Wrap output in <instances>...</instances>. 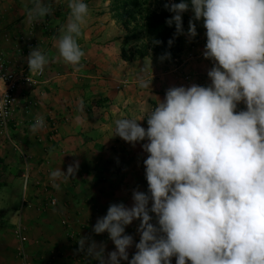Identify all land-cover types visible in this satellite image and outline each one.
Masks as SVG:
<instances>
[{
    "label": "clouds",
    "instance_id": "1",
    "mask_svg": "<svg viewBox=\"0 0 264 264\" xmlns=\"http://www.w3.org/2000/svg\"><path fill=\"white\" fill-rule=\"evenodd\" d=\"M32 5V18L53 12L52 0H32ZM68 7L58 54L80 65L85 51L78 38L89 5L68 0ZM165 8L174 14L167 25L176 28L170 46L180 35H198L193 20L185 33V12L191 9L194 20L202 21L207 37L203 56L213 62L211 83L169 88L147 115V128L138 123L145 117L115 121L114 135L133 146L142 143L148 154L143 161L148 191H134L132 207L112 204L98 219L93 231L107 232L116 251L105 258L104 245L92 241L85 249L83 237L79 250L99 264H172V257L176 264H264V0H180ZM49 62L39 47L27 56L30 73H43ZM149 68L152 61L144 64L141 88L152 84ZM241 103L246 110L237 111ZM44 127L41 116L31 125L34 132ZM78 170L77 161L67 172L51 171L53 186L59 189L55 181L74 177ZM134 220L140 221L141 238L129 260L134 241L125 229Z\"/></svg>",
    "mask_w": 264,
    "mask_h": 264
},
{
    "label": "crops",
    "instance_id": "2",
    "mask_svg": "<svg viewBox=\"0 0 264 264\" xmlns=\"http://www.w3.org/2000/svg\"><path fill=\"white\" fill-rule=\"evenodd\" d=\"M52 2L51 15L32 18V0H0V55L9 67L28 70L27 56L35 47L50 61L41 83L18 90L11 123L13 143L0 145V264H19L15 233L19 224L26 228L31 264H99L86 250H79L82 237L87 238L85 249L92 241L104 245L105 258L116 251L108 235L96 234L93 229L110 205L132 207L133 192L148 191L143 163L148 154L142 143L133 146L114 135L115 121L145 117L138 123L147 128V115L165 99L169 88L211 83L208 71L213 62L203 56L206 29L202 21L194 20L191 9L183 14L184 30L187 33L193 20L198 35L192 39L182 36L178 61L152 54L126 60V32L115 17L111 0H84L90 14L78 43L85 56L80 65H71L58 54L60 30L70 18L68 0ZM192 45H196L194 51ZM151 61L147 78L152 84L141 88L144 64ZM240 110H246V105L239 104ZM37 116L44 118L45 127L34 132L31 125ZM77 161L75 176L55 181L59 189L54 187L50 172L58 168L67 172ZM26 166L31 179L24 193ZM52 199L57 200L55 208L50 205ZM150 214L158 226L156 215ZM139 224L134 220L125 229L134 241L128 249L129 260L141 238Z\"/></svg>",
    "mask_w": 264,
    "mask_h": 264
},
{
    "label": "trees",
    "instance_id": "3",
    "mask_svg": "<svg viewBox=\"0 0 264 264\" xmlns=\"http://www.w3.org/2000/svg\"><path fill=\"white\" fill-rule=\"evenodd\" d=\"M148 0H111L112 9L115 17L120 21L136 20V15L142 16V34L148 37L150 44H145L142 49L130 52L127 50L128 42L131 40H140L141 32H133L131 35L125 37L123 46V57L126 60L135 58L142 59L152 56H164L170 53V58L175 59L179 57L182 50V36L175 37L174 43L170 46L168 41L174 38L176 32L175 25L171 27L167 25L166 20L171 18L174 14L165 8V4L179 3L180 0H154V5L149 8H144ZM144 9V10H143ZM184 27V24H183ZM155 41H160L157 44Z\"/></svg>",
    "mask_w": 264,
    "mask_h": 264
},
{
    "label": "built area",
    "instance_id": "4",
    "mask_svg": "<svg viewBox=\"0 0 264 264\" xmlns=\"http://www.w3.org/2000/svg\"><path fill=\"white\" fill-rule=\"evenodd\" d=\"M196 45H192L191 50H195ZM176 61L178 59L176 58ZM45 70L43 73H30V70L15 71L9 67L4 56L0 55V105L3 106L6 115L0 116V145L3 143H13V137L11 132V123L14 118L15 108L19 102L18 90L21 86L38 85L43 81ZM127 84V83H126ZM117 88L121 90L126 86ZM23 179V191L26 193L30 187L31 172L28 166L25 167L22 173ZM50 205L55 208L58 206L57 200L52 199ZM64 225H68L67 221L63 222ZM16 236L19 240L18 248V260L19 264H31L28 250H27V237L26 228L21 224L17 225ZM106 235L109 236L107 232ZM190 262V261H189ZM191 263V262H190Z\"/></svg>",
    "mask_w": 264,
    "mask_h": 264
},
{
    "label": "rangeland",
    "instance_id": "5",
    "mask_svg": "<svg viewBox=\"0 0 264 264\" xmlns=\"http://www.w3.org/2000/svg\"><path fill=\"white\" fill-rule=\"evenodd\" d=\"M154 5V0H148V2L145 4L144 8H149L152 7ZM144 10V9H143ZM142 16L140 15H136V20L133 21L130 18L128 19V21L125 20H121V25L123 26L125 32H126V36L131 35L133 32H141L142 30V25H143V20H142ZM142 34V32L140 33V35ZM125 36V37H126ZM150 44V41L148 39V37H146L145 34L140 36V40H131L128 42V46H127V50L130 52L136 51L137 49H142L144 47V45Z\"/></svg>",
    "mask_w": 264,
    "mask_h": 264
}]
</instances>
